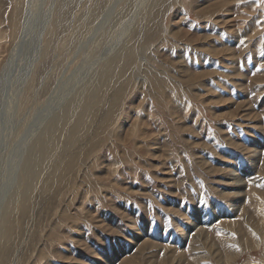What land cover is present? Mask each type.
Listing matches in <instances>:
<instances>
[{"label": "rangeland", "instance_id": "obj_1", "mask_svg": "<svg viewBox=\"0 0 264 264\" xmlns=\"http://www.w3.org/2000/svg\"><path fill=\"white\" fill-rule=\"evenodd\" d=\"M0 179V264H264V0H0Z\"/></svg>", "mask_w": 264, "mask_h": 264}, {"label": "bare ground", "instance_id": "obj_2", "mask_svg": "<svg viewBox=\"0 0 264 264\" xmlns=\"http://www.w3.org/2000/svg\"><path fill=\"white\" fill-rule=\"evenodd\" d=\"M17 4H19V3H17ZM62 9H60L59 12H58L59 15H61V17H63V15H64L62 13ZM47 12H48V14H47ZM47 12H45V13L47 15H49V17H50L51 16L50 9ZM36 46H38V45H36ZM34 48H36V47L34 46ZM122 50L123 51L120 52L114 59H112L111 61H109L110 63L108 65V67L107 66L105 68L103 67L104 69L94 76V79L100 81V85L93 84L92 87L90 88L92 90V92H93L92 95H91V97H90V99L87 102L85 100L83 101L82 112H80L79 117L76 119L75 124H74V126L76 128L73 131L71 130L69 132L70 135L67 138V142L68 143L65 142L66 143L65 145L67 147L68 146H71V144L74 142V136L73 135H74L75 131L81 130L83 127H85L86 126V123L85 122L91 117V115L93 113H95V110L92 111V109L94 107L96 109H98L99 105L94 104L93 103V99L96 96L102 98V96L105 95L106 92H107V90H108L106 87L101 86V85H110V84H112V82H113L114 79H116L117 77H121L126 72V67L129 65L130 62H132L131 61L132 60L131 59V56H132L133 53L131 51L130 45H129V47H125ZM119 66L122 69L119 68ZM81 95H83V94H81ZM79 98L81 99V102L79 101V104L78 105H80L82 103V97L79 96ZM77 100L75 102H77ZM75 102H72V103H75ZM70 104H71V101H69L68 102V105L66 107H64L63 109H61L60 112L56 115V117H55L56 122H54V121H50V122L47 121L46 124L43 126V128L39 131V133L36 136H34L33 134L36 133V132L34 133V130H36L37 128L32 129V130L30 129L29 132L26 134V137L25 138L23 137L24 139H27V140H30L31 141V142L28 143V145H26V146H29V147L25 148L24 162L22 163V167L20 166L22 168V170H23V175L24 176H25L26 173H28V174L31 175V177H32V179H34V181L37 180V178L39 176V170H40V167H42L43 161L45 160V158L48 155V153L54 148L52 146V144H53V142L55 140V133L60 131V129L62 127V124H64V119L67 117L68 113L70 112V107H71V106H69ZM52 122H54V123H52ZM60 138L61 137L59 136L58 137V140H57V143H58V141H59ZM21 143L24 144L23 141ZM19 149H21V148H19ZM21 151H22L21 152V155H22L24 153V151H23V149H21ZM53 159H55V158L53 157ZM51 162H53V161H51ZM15 168L17 169V167H15ZM49 169H51V168H49ZM21 175H22V172H21ZM17 176H19V174ZM21 181H24V180L22 179ZM17 182H18V179H17ZM12 184H11V186H12ZM19 185H22V184H19ZM3 187H5V186H3ZM29 187H30V183L28 182L27 179H25V189L26 188H29ZM1 190H3V189L0 188V191ZM5 191H6V188H4V191L3 192L1 191L2 192L1 196L4 195L3 193H5ZM8 202L10 204L7 207L6 213L3 216V224H2L3 225V228L1 227L2 231H0V238H5V239H7V237L9 236V233H10L11 211H12V208H13V203L15 202L14 201V197H12L11 200L8 201ZM14 208H16V207H14Z\"/></svg>", "mask_w": 264, "mask_h": 264}]
</instances>
